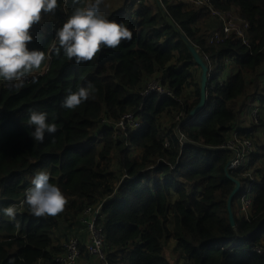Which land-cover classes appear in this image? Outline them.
Instances as JSON below:
<instances>
[{
    "label": "trees",
    "instance_id": "obj_1",
    "mask_svg": "<svg viewBox=\"0 0 264 264\" xmlns=\"http://www.w3.org/2000/svg\"><path fill=\"white\" fill-rule=\"evenodd\" d=\"M87 2L58 0L55 13L43 14L33 26L28 48L44 51L48 58L24 87L9 89L0 78V264H53L63 251L54 231L98 205L96 222L108 264H174L164 253L169 240L175 242L176 263L264 264V142H256L257 153L249 160L251 166L260 162L258 178L250 185L249 220L238 213L245 178L241 170L229 173L242 184L230 204L234 226L227 211L234 187L226 170L230 152L219 148L233 131L253 136L261 128L257 136L264 137L263 113L257 124L235 126L239 103L264 81V0H210L214 10L228 16L234 12L247 23L246 43L233 35L209 42L211 29L222 21H214L206 6L104 0L106 18L124 23L132 39L76 64L63 50L57 55L53 46H58L56 30ZM182 35L208 56L210 79L204 109L181 125L186 140L180 145L174 124L163 127L160 118L181 111L187 116L199 100L197 65ZM228 57L235 70L221 79ZM158 72L174 98L140 95L143 82ZM89 83L96 91L86 102L75 110L61 107L69 90ZM191 86L194 92L185 93ZM33 110L48 113L58 127L45 134L43 143L31 137L34 129L27 121ZM128 111L142 118V126L114 137L113 126L103 120L115 122ZM165 138L169 147H164ZM133 147L141 148L139 156H131ZM40 171H48L50 182L68 198L58 216L36 218L22 203ZM10 205L17 206L15 220L3 213Z\"/></svg>",
    "mask_w": 264,
    "mask_h": 264
},
{
    "label": "clouds",
    "instance_id": "obj_2",
    "mask_svg": "<svg viewBox=\"0 0 264 264\" xmlns=\"http://www.w3.org/2000/svg\"><path fill=\"white\" fill-rule=\"evenodd\" d=\"M106 7L104 0H88L84 7L75 8L56 30L58 46H53L56 54L63 50L69 60L80 64L95 59L102 48L115 49L123 41H130L132 31L124 23L107 19ZM57 8L58 0H0V78L9 89L24 87L29 75L39 70L48 58L44 51L29 50L28 44L33 40V26L41 22L43 14H54ZM95 91L91 83L75 92L69 90L61 107L75 110ZM27 123L34 129L31 137L40 143L44 142L45 134L58 131L57 124L49 122L46 112L30 111ZM50 175L48 171L38 172L24 194L22 203L36 218L58 216L68 204L61 188L50 182ZM17 211L16 205L3 209L10 220H15Z\"/></svg>",
    "mask_w": 264,
    "mask_h": 264
},
{
    "label": "built area",
    "instance_id": "obj_3",
    "mask_svg": "<svg viewBox=\"0 0 264 264\" xmlns=\"http://www.w3.org/2000/svg\"><path fill=\"white\" fill-rule=\"evenodd\" d=\"M188 2V1H187ZM190 4L197 6H206L208 7L211 18L214 21L218 22V19L222 21L219 27H215L211 30L210 35L208 36V41L213 42L218 39L221 40V36L224 35H233L237 39H240L241 42L246 43L245 29L247 23L243 22L239 17H234L239 20L238 23L234 21V18H229L228 15L221 11L214 10L210 0H190ZM242 23V25L240 24ZM203 61L207 64L208 56L203 54L201 56ZM208 80L207 86L209 85V74L207 72ZM161 76H153L149 78L145 86L140 91V95L145 98L151 93H156L159 96H168L174 98V95L169 91L160 80ZM264 91V90H263ZM264 97L260 93L254 95L253 97H247V103L250 105L249 118L251 124H257L259 122L261 112V105L259 100ZM179 100V99H177ZM184 99H180L182 102ZM185 100L187 98L185 97ZM189 99L188 101H191ZM191 117L190 115L184 116V113L177 112L173 113V120L168 125L172 126L173 133L176 135L179 144L182 145L186 140L181 125L184 124L187 118ZM106 124H111L114 129L113 136L117 137L120 134H124L128 130H137L142 126V118L133 111H128L124 113L117 121L107 122L103 120ZM237 123V122H236ZM241 126V125H239ZM243 127V126H241ZM248 127V126H247ZM256 132L253 136H238L235 131H233L229 137L223 142L219 148L225 149L230 152V158L226 164V170L228 173L232 171L241 170V176L245 178V183L242 187L245 188V192L238 200V213L240 216L244 217L246 220L250 219L251 215V183H254L255 179L258 178V173L256 168L253 165L249 164V160L252 158V155L257 153V143L255 141ZM164 147H169L170 143L168 138L164 139ZM242 184L240 183V186ZM240 189V187H239ZM21 204V202H19ZM99 205L94 208H87L84 211V216L82 217V222L85 224L88 231V239L85 243L81 242L77 236H69L65 242H63V251L60 254L55 255L53 259V264H79L81 257L93 258L99 262V264H108L106 261L105 251H104V234L101 227L96 222V217L99 214ZM256 252L261 253L262 249L257 247ZM48 264H51L48 263Z\"/></svg>",
    "mask_w": 264,
    "mask_h": 264
},
{
    "label": "crops",
    "instance_id": "obj_4",
    "mask_svg": "<svg viewBox=\"0 0 264 264\" xmlns=\"http://www.w3.org/2000/svg\"><path fill=\"white\" fill-rule=\"evenodd\" d=\"M185 6L188 7L187 5H185ZM241 25H242V23H241ZM230 60H232V59L229 58V57L226 58V60L224 62V65H223L224 67H223V70L221 72V75L224 72V75L227 73L226 76H228L230 73H232L235 70V66L229 62ZM199 70H200V68H199ZM200 73H201V71H200ZM156 75H160L161 76V74L159 72ZM199 77H200V74L198 75V81H199ZM259 89L260 90L257 93H254V94L261 93V90H264V81H262V82L259 83ZM254 94L247 95L244 98V100L239 103V105L241 106V108L239 110V115H238V119L236 120L237 123H235V126L241 125L243 127H247V126H250L251 125V121H250V118H249L250 105L247 103V97L252 96ZM261 111L264 114V103L261 104ZM162 115H164V114H162ZM168 125H170V124L165 123V124H163V127H168ZM257 131H258V133H260L261 128H259ZM130 153H131V156L137 157L141 153V148H139V147H133L131 149V152ZM118 174H120V172ZM20 205L21 204H19V202H18V206H20ZM83 216H84V213H83V215L80 214L78 216V218L75 221H73V223H71L70 225H68L67 222H62L60 224V227L54 231V238L56 240H59L60 243H63V241H64L63 239L65 237L63 238V237H60L59 235H61V234L64 235V231H65L66 237H69V236H77V237H79V239H80L81 242L85 243L87 241V239H88V231L86 230V227H85V225L82 222V217ZM172 242H174V240H172ZM180 262H183V259H181L179 261V263ZM79 264H99V262L97 260L93 259V258L85 257V259H82L81 258Z\"/></svg>",
    "mask_w": 264,
    "mask_h": 264
},
{
    "label": "water",
    "instance_id": "obj_5",
    "mask_svg": "<svg viewBox=\"0 0 264 264\" xmlns=\"http://www.w3.org/2000/svg\"><path fill=\"white\" fill-rule=\"evenodd\" d=\"M186 46L189 50V53L192 56L193 61L196 63V65L200 68V77H199V100L196 103V105H194V107L190 110L189 115L191 117H194L197 113L201 112L206 104V85H207V80H208V76H207V72H208V66L207 64L203 61L200 53L198 52V50L195 48V46L186 38L182 35ZM227 176H229L232 181L234 182V187L232 189V191L230 192L228 199H227V211H228V219H229V223L231 226L235 225V220L233 217V213L231 210V201L233 199V196L238 192L239 187H240V181L238 179H235L233 177H231L227 171Z\"/></svg>",
    "mask_w": 264,
    "mask_h": 264
},
{
    "label": "rangeland",
    "instance_id": "obj_6",
    "mask_svg": "<svg viewBox=\"0 0 264 264\" xmlns=\"http://www.w3.org/2000/svg\"><path fill=\"white\" fill-rule=\"evenodd\" d=\"M113 1H116V0H111V4L113 3ZM176 1H181V2H183L185 5H187L188 7H186V6H184L186 9L187 8H190V7H199V6H197V5H192V4H190L189 3V1L190 0H176ZM188 1V2H187ZM234 17H239L236 13H231L230 15H229V18H234ZM234 21L236 22V23H238L239 22V20L238 19H236V18H234ZM212 24H216V23H212ZM241 24V23H240ZM215 28V27H214ZM231 64H233V61L232 60H230L229 61ZM226 70V69H225ZM224 70V71H225ZM193 71L195 72V74H196V76H198L199 74H200V70H199V68L198 67H193ZM227 74V73H226ZM226 74L224 75V72L222 73V75H221V79H224L225 78V76H226ZM156 77L157 76H159V75H155ZM263 76H264V74H263ZM149 80V79H148ZM148 80H146L144 83H143V86H145V84L147 83V81ZM198 81V80H197ZM189 90V91H188ZM188 90H187V88L185 89V93H187V94H190L191 92H194V90H195V87L194 86H191V87H189L188 88ZM193 99V98H192ZM172 120H173V115L172 116H168V115H162L161 116V118H160V121H161V123H163V124H165V123H167V124H170L171 122H172ZM258 135V134H257ZM255 138V141L257 142L258 141V143H261V142H264V137H262V136H255L254 137ZM258 139V140H257ZM113 155V154H112ZM114 157H115V155H113ZM114 160V159H113ZM112 160V169H114L115 170V168H116V164H117V162H116V160H114L113 161ZM260 163V162H259ZM259 163H257V165L256 166H254L255 168L256 167H258V166H260L259 165ZM261 169V168H260ZM84 224V223H83ZM85 225V224H84ZM86 227V226H85ZM86 230H87V228H86ZM60 237H65L63 240V242H65V240H66V235H65V231H64V235L63 234H61V235H59ZM68 238V237H67ZM174 246H175V243L174 242H172V240H169L166 244H165V255L174 263V264H185L184 262H180V263H176L175 261H176V257H177V254L175 253V252H173L174 251ZM83 257V256H82ZM81 257V258H82ZM82 259H85V257L84 258H82Z\"/></svg>",
    "mask_w": 264,
    "mask_h": 264
}]
</instances>
